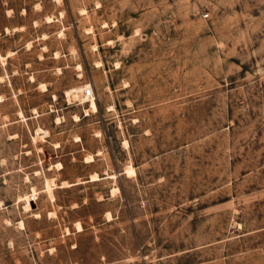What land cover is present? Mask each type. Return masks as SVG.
I'll return each instance as SVG.
<instances>
[{"label": "rangeland", "instance_id": "374dc122", "mask_svg": "<svg viewBox=\"0 0 264 264\" xmlns=\"http://www.w3.org/2000/svg\"><path fill=\"white\" fill-rule=\"evenodd\" d=\"M0 264H264V0H0Z\"/></svg>", "mask_w": 264, "mask_h": 264}, {"label": "bare ground", "instance_id": "6f19581e", "mask_svg": "<svg viewBox=\"0 0 264 264\" xmlns=\"http://www.w3.org/2000/svg\"><path fill=\"white\" fill-rule=\"evenodd\" d=\"M4 61V60H3ZM43 85V84H42ZM86 85V84H85ZM85 89V86H81V87H79L78 86V88L76 87H74V88H71L69 91H67L66 90V92H65V95L66 96H69V95H73V96H75L76 95V93L77 92H79V91H83ZM81 94V93H80ZM94 97V96H93ZM93 97L92 96H84L83 94L81 95V100L82 101H85V102H87L88 103V106H89V108L92 110V111H95L96 110V104H95V102H94V99H93ZM20 114V113H19ZM43 131V130H42ZM41 132V131H40ZM37 133L38 134H40L38 131H37ZM37 139V138H36ZM89 160V159H88ZM126 169V168H125ZM127 173H133V171H132V169L130 168V166H129V168L127 169ZM98 177H96L95 175H92L91 176V180H96ZM47 189H48V191H49V193L51 194V191H50V187L47 185ZM47 191V190H46ZM28 197V196H27ZM30 201H31V199H30ZM29 203H28V199H26V203H25V208H29ZM54 213V212H53ZM52 213V214H53ZM20 226H22L23 225V223H22V221H20ZM18 224V225H19Z\"/></svg>", "mask_w": 264, "mask_h": 264}, {"label": "built area", "instance_id": "2783aa9c", "mask_svg": "<svg viewBox=\"0 0 264 264\" xmlns=\"http://www.w3.org/2000/svg\"><path fill=\"white\" fill-rule=\"evenodd\" d=\"M82 93L84 96H91L92 95V91L89 87L85 88Z\"/></svg>", "mask_w": 264, "mask_h": 264}]
</instances>
